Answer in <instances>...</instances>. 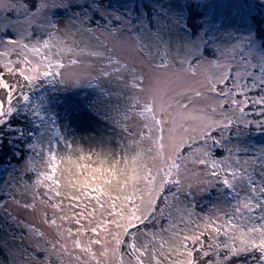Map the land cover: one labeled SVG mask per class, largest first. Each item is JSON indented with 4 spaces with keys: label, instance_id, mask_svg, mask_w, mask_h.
<instances>
[{
    "label": "snow or ice",
    "instance_id": "1",
    "mask_svg": "<svg viewBox=\"0 0 264 264\" xmlns=\"http://www.w3.org/2000/svg\"><path fill=\"white\" fill-rule=\"evenodd\" d=\"M189 23L166 0L135 18L107 0H0V119L58 81L73 122L110 130L42 142L0 183V264H264V145L244 143L264 132V45Z\"/></svg>",
    "mask_w": 264,
    "mask_h": 264
},
{
    "label": "trees",
    "instance_id": "2",
    "mask_svg": "<svg viewBox=\"0 0 264 264\" xmlns=\"http://www.w3.org/2000/svg\"><path fill=\"white\" fill-rule=\"evenodd\" d=\"M124 3L123 0H114V4L111 5L126 10L127 6ZM133 5L135 11L140 13V5L137 2H134ZM142 5L145 11L150 8L149 2ZM61 14L58 13V15ZM204 15L205 11L198 0H190L186 4L183 18L184 21H190L188 24L189 33L200 31L203 28ZM230 17L235 20L236 32L238 29L250 31L258 39L260 46L264 45V0H254L250 10L247 12L237 10ZM193 23L200 27L193 30ZM0 85H3V81H0ZM58 87L64 86L58 81L41 80L37 82L30 90H26L28 99H14V106L8 109V114L0 119V183L7 180L13 173L16 176L21 174L20 166L24 162V157L40 150L42 135H45L43 143L50 141L54 129L52 119L59 111L60 104H65V102L51 98L48 94L49 90H55ZM94 87L93 85L82 89L80 100L84 101L86 105L85 97L91 99L89 93L93 92ZM245 136L247 140L245 145L250 151L264 145V132L250 131ZM53 142L56 143V140ZM42 158L41 155L36 160L37 167H40L38 161ZM10 171L12 173L9 175Z\"/></svg>",
    "mask_w": 264,
    "mask_h": 264
},
{
    "label": "rangeland",
    "instance_id": "3",
    "mask_svg": "<svg viewBox=\"0 0 264 264\" xmlns=\"http://www.w3.org/2000/svg\"><path fill=\"white\" fill-rule=\"evenodd\" d=\"M190 0H166V3L176 12V14L183 18V11L185 9L186 4ZM201 3L203 10L205 11L204 15V25L203 30L207 31L209 37L217 36L221 32L230 31L233 34H249L251 36L252 41L254 42L257 48H260V44L258 39L254 37V35L250 31L246 30H237L235 20L230 17L231 14H234L237 10L248 11L252 8V4L254 0H198ZM125 2V3H124ZM134 2H137L139 7V12L144 13L145 9L143 8V3H150V0H123V3L127 6L128 13L135 18L138 14L133 8ZM109 4H114V0L107 1ZM112 6V5H111ZM113 7V6H112ZM115 8V7H114ZM63 13L61 14V16ZM184 20V18H183ZM236 27V28H235ZM235 30V31H234ZM204 31H199L201 35H204ZM236 32V33H235ZM71 71V70H68ZM81 72H87L88 69L84 68L80 70ZM83 89V88H82ZM82 89L77 91V99H80L82 95ZM71 89H67L65 87H58L55 90H49L48 94L51 98L57 99L60 102H65V104L61 103L59 107V111L53 117L54 121V133L56 135L55 138H60L62 142L65 139L72 140L74 142H82L86 146L97 144L103 137H106L110 134V130L108 126L101 121L99 118L91 121V127H83L80 124L79 120L73 122V118L69 115L68 109L69 105L66 101L65 97L68 95ZM45 135H42V142H44ZM243 139V138H242ZM52 141V139H51ZM244 143H247V140L244 139ZM98 146V145H97ZM42 160L38 161L40 167L45 165V156L42 154ZM24 167V162L20 166V171ZM12 173L10 171L9 175ZM8 175V176H9ZM27 218L29 220L32 219V216L29 213H23L21 218ZM3 223V219L0 218V224ZM7 227V225H5ZM45 231H48L45 229ZM3 235V233H0ZM71 247V246H70ZM2 254V252H0Z\"/></svg>",
    "mask_w": 264,
    "mask_h": 264
}]
</instances>
